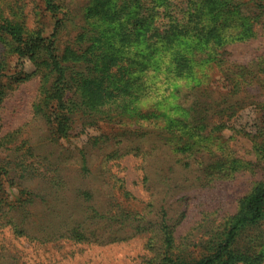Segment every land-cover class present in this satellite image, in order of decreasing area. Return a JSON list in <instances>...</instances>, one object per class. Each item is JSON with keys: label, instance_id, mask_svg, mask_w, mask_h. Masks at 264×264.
<instances>
[{"label": "trees", "instance_id": "trees-1", "mask_svg": "<svg viewBox=\"0 0 264 264\" xmlns=\"http://www.w3.org/2000/svg\"><path fill=\"white\" fill-rule=\"evenodd\" d=\"M37 2L41 7L36 13L39 20L29 27L22 0H0V42L5 50L0 58V108L9 90L36 73L40 79L33 115L48 126L50 141L57 142L67 138L72 130L83 132L100 123L123 127L117 139L102 133L87 140L93 147L103 139L99 150L108 145L113 147L105 153L100 173L104 179L118 183L119 196L113 201L116 211L105 215V211L88 203L86 207L91 213L84 220L62 213L59 227L49 230L46 226L43 234L79 242H112L147 233L148 245L155 239L161 241L160 252L154 258H146L143 264H259L264 259L262 229L249 237L246 244H240L238 236L244 228L264 221V179L238 200L234 214L215 221V217L205 212L195 227L199 232L195 236L190 233L180 242L173 236L176 223L166 218L163 208L152 217L149 209L129 206L130 193L118 171L112 168L118 166L123 155L132 154L140 157L142 178L148 180V166L158 143L175 154L182 168L200 165L198 170L206 182L218 177L223 169L233 170V164L240 162L239 167L243 166L237 158L224 153L225 140L213 135L214 131L226 128V124L211 120L213 113L195 94L205 76L201 62L213 61L219 69L222 59L217 57L222 56L219 51L225 44L254 37L255 25L264 19V0H85L74 30L67 27L75 20L74 9L67 11L64 0ZM42 13L53 18L47 36ZM65 31L69 32L63 34ZM160 53L169 58L166 69L169 74L185 73L191 80L188 91L173 85L170 94L175 96V112H171L172 107L160 109L163 104L160 100L150 102L146 109L140 107V101L152 91L145 73L161 70L162 57H157ZM11 56L15 59L13 71L5 72ZM26 59L34 65L32 72L23 69ZM256 67L264 74V57ZM246 69L241 66L242 71ZM223 76L231 81L230 76ZM243 76L240 73L239 77ZM189 97L196 100L184 106L181 98ZM261 124L262 128L251 137L258 164H264V120ZM27 149L33 158L28 163L22 157L13 160L0 156V217L2 225H9L16 235L22 233L19 227L22 221H16L11 211L30 201L34 195L30 187L33 181L42 177L56 195L67 191L70 178L65 176L59 162L49 159L51 152L44 153L41 147ZM82 158L87 161L86 154ZM78 171L81 173L84 168ZM13 186L16 195L11 194ZM74 195L81 196L84 202L92 198L88 189L80 187ZM152 195L150 200L155 201ZM41 199L47 204L45 212L53 215L49 201ZM93 218L103 219L102 231L90 227ZM185 252L197 255L185 258Z\"/></svg>", "mask_w": 264, "mask_h": 264}, {"label": "rangeland", "instance_id": "rangeland-1", "mask_svg": "<svg viewBox=\"0 0 264 264\" xmlns=\"http://www.w3.org/2000/svg\"><path fill=\"white\" fill-rule=\"evenodd\" d=\"M22 2L25 3L26 24L33 27L39 20L36 13L41 7L38 6L37 0ZM84 4L85 0H64L67 11L74 9L72 13L75 20L68 23V28L75 29L74 25L80 21ZM42 14L44 36H47L51 33L53 18ZM255 28L254 37L225 44L220 49L222 56L217 57L222 59L219 69L213 61L205 59L201 62L205 76H202L203 82L196 88L195 94L208 112L213 113L211 120L224 121L227 127L214 131L213 135L225 140L224 153L237 158L243 166L239 167L240 162L233 164V170L223 169L218 177L214 176L211 181L206 182L198 170L201 169L200 165L195 163L191 169L182 168L181 163L176 162L175 154L158 143L148 166V180L142 178L140 157L132 154L123 155L118 160V166L112 168L118 171L119 177L124 180L125 190L130 193V199L127 201L129 206L134 205L135 209H149L152 211V217L161 211L159 208H163L167 214L166 218L176 223L173 229L176 241L181 242L190 233L195 236L199 232L195 227L205 212L211 214V218L215 217V221L234 214L238 200L264 179V164L257 163L251 140L262 128L261 122L264 120V74L257 71L256 67L264 57V19L257 23ZM67 32L69 31L63 34ZM4 51L0 42V58ZM157 57H162V68L160 71L150 70L145 73L146 83L152 86V91L148 98L140 101V107L146 109L150 102L160 100L159 102L163 103L159 106L160 109L168 110L172 107L171 112H175V96L170 94L173 85L179 86L181 91H188L191 80L184 76L185 73L172 71L169 74L166 70L169 66L168 56L160 53ZM8 60L10 64L5 72L9 69L13 71L15 59L11 56ZM241 66L248 69L242 71ZM23 69L28 73L32 72L34 65L27 59L23 60ZM247 70L250 73H247ZM240 73L244 74L242 78L239 77ZM223 74L230 76L231 81L224 78ZM39 79L38 74L31 75L28 80L9 90L2 100L0 156L13 160L22 157L26 162H30L33 158L27 153V147H41L44 153L51 152L49 159L59 162L65 176L70 178H67V191L56 195L53 189H48L49 185L45 184L42 177L33 181L30 187L34 189V195L30 197V201H26L23 208L11 211L16 221H22L19 226L22 230L20 235H16L9 225H2L0 217V264H143L146 258H154L160 252L161 241L155 239L148 245L147 233H136L126 239L112 242H79L65 237L56 238L57 235L51 238L43 234L46 226H49V230L59 227L62 213L77 220H84L85 216L91 213L86 207L88 203L95 204L102 212L105 211V215L116 211L117 207L113 205V201L119 196L118 183L104 179L100 173L106 158L105 153L113 147L108 145L99 150L98 145L103 139L93 147L88 145L87 140L90 136L103 135L102 133L110 134L108 137L111 139H117L123 127L100 123L97 127L85 128L83 132L72 130L67 138L58 139L57 142L50 141L48 126L34 118L32 110L38 96ZM195 100L189 97L186 100L181 98L180 101L184 106H189ZM84 154L87 155L86 162L82 158ZM19 161L20 159L15 163ZM15 167L17 169L16 165ZM80 167L84 168L81 173L77 172ZM79 187L92 193L89 202H84L81 196L74 195V191ZM56 188L62 189L60 186ZM10 191L12 195L17 194L14 186ZM151 193L155 201L150 200ZM12 195H9V199ZM41 197L49 201L48 208L53 211V215L45 212L44 207L47 204H43ZM91 221V228L98 227L99 231L103 230L102 218H93ZM260 230L264 238V221L244 228L238 236V242L246 244L249 237ZM190 251L191 249L188 250ZM186 252L183 254L185 258L197 255ZM259 264H264V259Z\"/></svg>", "mask_w": 264, "mask_h": 264}]
</instances>
